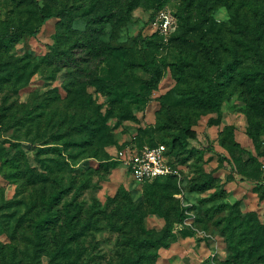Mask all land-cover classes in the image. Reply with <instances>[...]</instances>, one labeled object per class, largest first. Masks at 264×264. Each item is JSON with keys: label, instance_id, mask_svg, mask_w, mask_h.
<instances>
[{"label": "rangeland", "instance_id": "rangeland-1", "mask_svg": "<svg viewBox=\"0 0 264 264\" xmlns=\"http://www.w3.org/2000/svg\"><path fill=\"white\" fill-rule=\"evenodd\" d=\"M40 1L53 15L39 33L0 45V264H126L133 254L123 244L128 234L114 230L106 216L118 211L119 195L139 203L146 201L147 188L163 186L174 192L179 209L191 208L183 220L176 211L169 220L147 215L144 236L145 229L162 236L173 227L156 264H264V250L253 257L241 251L250 245L255 224L264 225V0H193L186 16L184 0H78L81 18L113 11L100 24L101 39L116 44L118 54L76 46L71 58H80V66L70 59L61 69L46 56L62 39L57 12L68 0ZM79 20L69 41L84 28ZM39 21L31 2L0 0V32ZM229 62L237 67L222 85L221 111L199 106L191 95L208 86L197 67ZM72 81L77 83L69 89ZM114 89L143 98L117 100ZM186 127L184 146L175 137ZM172 140L174 178L152 186L132 179V155L156 142L171 147ZM45 146H60L62 153L38 155ZM188 148L195 153L184 161ZM45 157L69 167L49 173ZM30 168L49 180L34 182ZM209 177L213 185L200 191ZM58 180L76 186L64 200L82 206L85 218L95 211L94 218L102 219L77 241L51 224L47 243L40 244L35 223L45 211L43 193L59 188ZM221 190V197L208 200ZM223 203L227 207L216 213ZM222 218L236 236L224 232L225 222H217Z\"/></svg>", "mask_w": 264, "mask_h": 264}, {"label": "trees", "instance_id": "trees-1", "mask_svg": "<svg viewBox=\"0 0 264 264\" xmlns=\"http://www.w3.org/2000/svg\"><path fill=\"white\" fill-rule=\"evenodd\" d=\"M19 3H26L31 2L35 8L40 12V21L36 27L26 26V25H19L12 30H4L0 32V45L2 44H10L14 40L19 39L24 34H31L37 35L40 31L41 25H43L48 19H50L53 13L49 12L45 9V4H43L40 0H17ZM78 0L72 1V3L68 0L67 3H62L60 6L59 11L57 12V16L60 17L61 26L64 28V31L60 32L59 36L62 38L60 39L59 43L53 46V50L49 52L46 56V61L48 63H56L59 69L62 68L63 64H67L72 55H74L75 47L82 46L86 47V49L92 51L94 49L96 54L105 53L107 56L109 55H117L118 46L114 43L107 42L102 40V31L103 26L100 24L102 21L110 20L111 17L114 15L113 11L107 10L104 12L95 11L92 14L91 18H81L78 15V11L84 7L82 4L77 3ZM207 1V0H202ZM131 3H134L132 1ZM206 3V2H205ZM184 13L185 16L189 15L188 13L191 10V6L193 5V0H184ZM91 10L93 8H90ZM81 19L84 23V28L78 29L76 39L74 41H69L72 32L76 27L72 28V24L74 22H78ZM81 21V22H82ZM68 38V40H65ZM64 45V46H63ZM63 46V47H62ZM116 51V52H114ZM209 51H213L209 48ZM214 57V54H210ZM84 58V57H83ZM214 59V58H213ZM212 61L216 64V60ZM182 61L187 64L185 58H182ZM74 65L80 66L81 59L74 58L73 59ZM72 62V63H73ZM143 65L147 66V63L144 62ZM213 66L209 67L207 70V64H203L202 68H198V75L203 77L207 80L208 88H204L199 91H195L191 95V99L199 104V106L208 108L210 110H214L216 112L221 111V104L223 99V84L226 83L230 78H233L232 71L236 68L235 62H229L226 65H222L219 63L217 68H212ZM79 71L75 67V71L72 72L74 79L77 81L80 77V74L77 72ZM76 81H72L70 83L72 89L73 86L77 83ZM112 92L114 93V99H122L125 95H132L138 99H142L143 95L139 93H135L129 89H125L123 92H118L116 89ZM213 120V118H212ZM210 120V121H212ZM180 138L183 141V145L186 146L187 144V127L183 128L179 133L176 134L175 139ZM175 140H172L171 147L163 142H156L150 144L151 146L156 145L158 143H163L167 146V153L170 155L174 150ZM188 154L183 158V160H188L192 158L193 154L195 153L194 149H187ZM41 152H51V153H62V148L60 146H45L40 147L37 150L38 155ZM42 165L47 169L49 173H53L56 170H62L64 167H69V163L65 160L54 159L52 157H45L41 158ZM173 164V163H172ZM31 175L34 177V182L38 181H46L49 180L50 175L43 172H35L30 168ZM176 174H169L166 176H160L155 178L152 181H145L143 184L154 185L159 183L161 179L165 178L168 181L175 177ZM60 186L52 191L49 196L43 193V202L45 204V211L44 213H40L39 217L35 223V233L38 239V243L45 244L47 243V237L49 233V227L51 224L57 225L62 233H66L68 241H77L82 235H85L88 230L97 229L100 225V221L102 217L98 216V218H94L96 216L95 211H90L88 217L83 216V207L78 205L77 202L74 200H64L69 194L72 193L73 189L76 187L74 184L70 183L68 186L64 185L63 180H58ZM73 182V181H72ZM213 185L212 178H206L203 183L199 184V190L204 191L208 187ZM263 187L264 190V183L260 185ZM149 188H153L154 190H149ZM146 189V201L133 203L129 198L128 195H119L122 199H120V203H118V211L106 216L109 219V223L112 228L116 231L121 232L122 234L126 235L123 244L126 246L131 247L133 250L132 256H128L126 259V264H156L157 258L159 257L158 249L162 246L168 245V238L173 230L172 224L168 225L166 232L162 236H156L155 233L150 230L145 229L147 235H142L141 230L144 229L143 223L146 220L148 214L151 213H158L167 220L170 219L171 214L175 211L177 212V218L180 220L186 219L188 215H186V211L191 207H186L179 209L176 205L175 199L173 194L174 192L170 191L169 186H163L161 189L149 187ZM220 195V196H219ZM223 195V190L219 191L217 194H214L208 200H214L217 197H221ZM178 201V200H177ZM228 204L223 203L215 207V212L221 211L223 208L225 209ZM208 211L211 209L208 208ZM88 213V211H87ZM103 214H106V210H103ZM252 214H256L252 212ZM124 216V217H123ZM122 219V222L120 221ZM233 219V218H232ZM225 222L223 224L224 232H229V224L222 218L219 219L217 222L220 223ZM66 227V228H65ZM72 231V233H70ZM235 227L231 229L229 232V237L236 236ZM246 239V238H245ZM244 237L239 238L238 243L240 245L244 244L246 241ZM250 245L242 249V255L253 257L257 251L264 250V225L261 223L255 224L253 230L250 234ZM61 250V248H60ZM42 251V250H41ZM43 253V252H42ZM41 253V254H42ZM264 256V251L262 252ZM57 256V254H56ZM4 257V255H3ZM37 255H35V258ZM55 257V256H54Z\"/></svg>", "mask_w": 264, "mask_h": 264}, {"label": "built area", "instance_id": "built-area-1", "mask_svg": "<svg viewBox=\"0 0 264 264\" xmlns=\"http://www.w3.org/2000/svg\"><path fill=\"white\" fill-rule=\"evenodd\" d=\"M169 156L167 146L163 143L146 145L127 160L132 179L145 182L160 176L175 174Z\"/></svg>", "mask_w": 264, "mask_h": 264}]
</instances>
